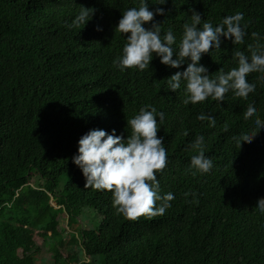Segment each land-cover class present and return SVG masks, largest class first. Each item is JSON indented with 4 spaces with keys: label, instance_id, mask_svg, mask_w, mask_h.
Returning <instances> with one entry per match:
<instances>
[{
    "label": "trees",
    "instance_id": "1",
    "mask_svg": "<svg viewBox=\"0 0 264 264\" xmlns=\"http://www.w3.org/2000/svg\"><path fill=\"white\" fill-rule=\"evenodd\" d=\"M157 2L148 0L149 9L166 11L154 20L177 40L191 10L213 25L224 15L243 14V41L224 40L202 55L210 75L236 66L233 50L247 55L248 45L264 43V0ZM138 3L0 0V264H45L35 256L42 219L39 232L60 244L54 246L53 264H264V213L254 208L264 197V128L241 146L233 140L255 128L256 114L247 120L242 115L249 103L264 119V82L259 73H249L256 89L247 98L229 91L221 102L206 98L185 105L183 82L168 91L166 79L186 63L171 68L153 56L143 70L115 68L112 61L127 34L114 27L122 11ZM82 6L93 9L89 22L66 27ZM145 104L164 113L157 136L163 137L167 163L157 179L161 194L170 191L174 199L162 215L128 219L115 211L110 190L84 186L71 157L89 129L114 128L126 137V119ZM199 113L215 123L197 120ZM197 135L204 137V154L213 167L193 174L189 164L196 150L189 144ZM33 173L44 179L43 186L31 185ZM87 208L102 216L100 224L67 239L59 215L65 212L73 227Z\"/></svg>",
    "mask_w": 264,
    "mask_h": 264
},
{
    "label": "clouds",
    "instance_id": "2",
    "mask_svg": "<svg viewBox=\"0 0 264 264\" xmlns=\"http://www.w3.org/2000/svg\"><path fill=\"white\" fill-rule=\"evenodd\" d=\"M167 0H158L163 5ZM163 7L149 9L148 0H139L138 6L128 7L122 11L114 27V32L127 34L120 54L112 61L120 71L135 67L143 70L150 65L153 56L160 63L177 70L166 79L168 91L181 88L183 82V103L195 105L206 98L224 101L225 94L247 98L256 89V81L249 82V73H259L258 79L264 82V43L248 45L246 55L239 49L233 50L232 56L236 66L224 71L219 68L210 75L208 68L200 63L201 57L210 49L220 48L224 40L232 44L241 43L246 35L247 25H242L243 14L235 12L224 15L213 25L210 20H203L199 12L191 10L188 20L182 24L179 39L171 29L161 31V23L154 20V15H164ZM93 9L80 7L66 27L85 26L92 18ZM150 23V26L144 25ZM96 30L100 31L99 25ZM256 36V33H252ZM254 129L233 136L234 142L241 146L251 141L264 128L258 107L254 102L247 105L242 115L245 120L253 117ZM197 120L207 119L214 124V117L199 113ZM164 113L151 104L139 107L138 111L126 119L128 135L117 134L116 129L106 131L102 128L89 129L77 141V151L71 157L72 162L80 169L85 187L98 190H110L112 205L115 211L128 219H135L142 214L162 215L171 207L174 199L172 192L161 194L157 173L167 163L163 137L157 136L158 123L163 124ZM259 129V131H255ZM204 137L197 135L189 147L196 150L190 157L189 167L195 172L205 173L213 167V161L204 154ZM189 193H185L188 196ZM195 197V193H192ZM159 202V203H157ZM264 213V197H259L254 207Z\"/></svg>",
    "mask_w": 264,
    "mask_h": 264
},
{
    "label": "rangeland",
    "instance_id": "3",
    "mask_svg": "<svg viewBox=\"0 0 264 264\" xmlns=\"http://www.w3.org/2000/svg\"><path fill=\"white\" fill-rule=\"evenodd\" d=\"M31 185L34 187H41L44 184V179H42L38 174L33 173V176L30 179ZM52 204L58 207L56 200L52 198ZM44 218V217H42ZM59 228H66V238L68 239L71 232L75 233L77 230L82 227L86 229L94 228L96 229L102 220V216L93 208H87L86 212L79 217L78 222L73 226L69 227L67 223V214L65 212L59 215ZM45 219H42L38 222L37 230L35 232V239L39 244V248L35 252V256L39 262H43L45 264H53L55 261L54 257V246H59L55 239L48 235L44 236L39 232L41 229L39 226H42ZM64 255H67V251L63 250ZM62 264V263H61Z\"/></svg>",
    "mask_w": 264,
    "mask_h": 264
}]
</instances>
